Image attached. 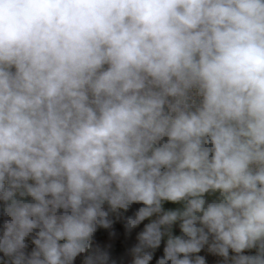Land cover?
Instances as JSON below:
<instances>
[{"label": "clouds", "instance_id": "obj_1", "mask_svg": "<svg viewBox=\"0 0 264 264\" xmlns=\"http://www.w3.org/2000/svg\"><path fill=\"white\" fill-rule=\"evenodd\" d=\"M0 264H264V0H0Z\"/></svg>", "mask_w": 264, "mask_h": 264}]
</instances>
